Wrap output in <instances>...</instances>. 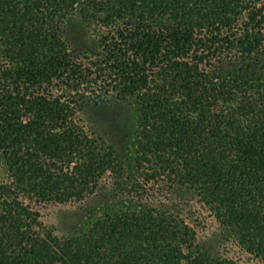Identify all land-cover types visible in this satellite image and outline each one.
Masks as SVG:
<instances>
[{"label": "trees", "instance_id": "16d2710c", "mask_svg": "<svg viewBox=\"0 0 264 264\" xmlns=\"http://www.w3.org/2000/svg\"><path fill=\"white\" fill-rule=\"evenodd\" d=\"M73 15L79 48L62 37ZM117 103L132 105L128 162L83 117ZM101 190L123 205L62 237L39 221ZM199 210L237 256L197 241ZM250 263L264 264V0H0V264Z\"/></svg>", "mask_w": 264, "mask_h": 264}, {"label": "rangeland", "instance_id": "374dc122", "mask_svg": "<svg viewBox=\"0 0 264 264\" xmlns=\"http://www.w3.org/2000/svg\"><path fill=\"white\" fill-rule=\"evenodd\" d=\"M88 31L77 15L66 18L62 27V37L69 47L79 48L89 42ZM110 108H113L110 110ZM132 105L117 103L101 110L84 112V122L88 130L111 145L121 158L129 161L132 152V137L134 131ZM123 201L110 198L106 192L98 191L93 196L79 203L48 204L37 207L39 221L51 229L54 235L62 237L84 228L100 213L119 208ZM200 211V210H199ZM195 224L197 241L208 248L218 244L225 246L228 254L237 256V248L225 238L217 224L203 211ZM224 239V240H223ZM251 264V263H250Z\"/></svg>", "mask_w": 264, "mask_h": 264}]
</instances>
